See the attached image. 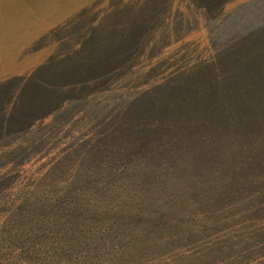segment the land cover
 <instances>
[{"label":"rangeland","instance_id":"374dc122","mask_svg":"<svg viewBox=\"0 0 264 264\" xmlns=\"http://www.w3.org/2000/svg\"><path fill=\"white\" fill-rule=\"evenodd\" d=\"M233 1L238 0H217L218 4L213 2L208 7L216 14L225 13L234 5ZM63 2L0 0V24H5L0 32L14 20H21L20 23H29L32 18L48 20L47 27L56 26L59 32L45 45L57 47L56 51L60 52L58 47L63 44H48L57 40V34L81 35L79 44L87 36L86 31L94 26L99 36L94 39L100 44L103 36L109 41L115 38L113 31L109 33L111 28L131 26L139 30L137 35L126 39L137 49L129 60L128 71L119 73L109 68V76H114L109 77L107 85L97 86L92 81L87 92L106 86L101 92V97H105L107 88L114 94L120 89H144L152 85L154 88L168 79L172 83L185 80L177 87V93H159V97L153 98L149 102L150 111L143 105L148 119L142 122L144 140H127L123 134L136 120L128 114L122 121L120 132L114 136L115 150L152 140L153 149L137 153L132 163L120 168H109L110 165L98 168L103 162L100 153L91 165L78 163L81 158L77 156L75 162L69 163L77 140L67 136L44 151L42 144L30 151L25 149V158L30 155L23 163L18 144L23 143L25 148L32 144L33 131L24 140L14 142V138L8 139L14 124L0 119V264H54L59 257L57 252L63 257L73 255L71 251L77 247L69 235L72 225H80L74 222L73 209L79 204L80 207L91 202L106 204L121 197L137 201L143 212V219L128 222L136 223L132 225L136 226L135 231L125 232L126 244L136 253L130 258L133 262L121 264H264V40L256 48L248 44L242 47L247 57L239 63L240 67L245 65L247 78L234 80L235 85L218 91L211 87L205 75L196 76L195 70H187L189 65L185 64L191 60L185 53L187 43L182 41L177 45L182 38L177 35L179 26L183 21L187 26L188 0L85 1L88 4L78 0L84 2L82 5H63ZM197 2L194 10L204 4ZM221 2L226 5L219 6ZM66 10L71 21L61 24L63 19L57 15ZM170 29L174 36L168 35ZM198 40L204 43L206 35H192L189 43ZM233 46L238 48L239 41L233 42ZM28 49L29 42L23 44L18 57L25 56ZM195 56L198 58V54ZM161 61L162 64L153 68ZM1 75L5 79L11 77V73L3 71ZM0 89H3L2 103L7 91L2 83ZM232 90V101L221 98L212 102V96ZM13 101L16 104L17 96ZM70 104L74 101L60 112ZM122 106L111 108L112 121L121 116ZM7 110L5 107L4 111ZM54 119L50 117L44 124L49 123L50 127ZM161 122L171 130L167 133L157 127L152 130L155 123ZM90 131L85 128L77 136H86ZM160 136L165 143L154 146ZM158 147H162L160 151ZM65 161L67 165L61 166ZM111 162L109 158L108 163ZM83 195L88 203H84ZM119 210L112 214V226L118 223L115 219ZM31 221L35 224L28 226L26 222ZM44 234L50 235V239H42ZM40 240L53 245L44 247ZM95 254L101 257L97 251ZM105 262L96 260L95 264Z\"/></svg>","mask_w":264,"mask_h":264},{"label":"trees","instance_id":"16d2710c","mask_svg":"<svg viewBox=\"0 0 264 264\" xmlns=\"http://www.w3.org/2000/svg\"><path fill=\"white\" fill-rule=\"evenodd\" d=\"M188 1L187 26L183 21L177 30V35L182 37L177 45L182 41L185 44L187 43L185 53L189 54V59H191L190 62L185 64L186 66L189 65L187 70L189 72L195 70L196 76L205 75L209 79L211 87L218 91L221 88L226 89L235 85L236 80L240 82L246 79L245 65L240 67L239 63L247 57L246 54L242 53V47L248 44L250 47L256 48L264 40V0L233 1L234 5L232 7L226 9L225 13L219 14L208 7L213 2L217 3V0H197L204 3H200L201 6L199 5L200 8L197 7V10L193 9V5L198 2ZM84 2L64 0L62 4L82 5ZM220 5L225 6L226 4L221 2ZM117 12L118 7L115 10V13ZM66 13H68V10L57 15V17L63 19L61 24H68L71 21H69L71 16ZM117 16L115 14V18ZM20 21L9 22V26L0 32V71L11 73L10 78H2L3 74L0 76V84H4L7 91L5 101L0 103V119H7L14 124L9 129L8 139L14 138V142L22 141L30 131H33L32 137L35 138V141L32 144L28 143L26 148L23 143L18 144L20 155L30 151L33 146H40L41 144L42 151H44L67 136L74 137L77 140V145L74 147L75 154H72V157H74L68 160L69 163L75 162L77 156L81 158L78 163L91 165L92 159L100 153L101 162H103L98 168L108 167V165H110L109 168H120L124 164L132 163L137 153L153 149L152 140V143L149 141V148L148 141H146L147 143L139 141L136 146L130 145L129 141V147L115 150L114 136L120 132L122 121L130 114L134 118L133 120L136 121L133 122V127L125 130L123 136L132 142L141 138L144 140L146 132L142 122L147 119V114L142 110V107L148 106L147 109L150 111L152 107L149 106V102L153 98L159 97L161 93H177L176 89L184 82V78L173 83L169 79L163 80L160 85L154 88L152 85L144 89L143 87L130 90L120 89L119 93L114 91L115 96H117L116 99L108 88L106 89L107 96L101 97L102 89H105L106 86L102 89H95L92 93L87 92L92 81L94 85L98 83L97 86L107 85L109 77L114 76V74L109 76V68H114V71L119 73L128 71L130 67H127L129 60L135 55L137 49H134L126 39L137 35L139 29L131 26L122 27L126 25L119 26L122 27L121 29L111 28L109 33L113 31L115 38L109 41L106 39L107 36H103L102 40L104 41L100 44L94 39L96 36L99 37L98 34L96 35L98 32H96L94 26L90 31H86L87 36L82 37L79 44L78 41L81 35L68 32L61 37L60 34H57L55 35L57 40L48 43L57 44L59 42L60 45L63 44L64 46H60L61 48L58 47L60 52H57V47L52 48L50 45L49 47L45 45V42L49 41L54 33L59 32V30H55L56 26L47 27L45 23L48 20L43 22L36 18L30 19L29 23L24 21L20 23ZM4 25L0 24V30L5 28ZM6 30L9 34L4 36ZM172 30H168V35H175ZM199 34L206 35L204 43L200 40L189 43L192 35L197 37ZM217 40H219V44ZM235 41H239L238 48L233 46ZM28 42L29 49L26 51L25 56L18 57V51L21 52L23 44L25 45ZM95 42L96 44H93ZM63 47L65 48L64 51L59 50ZM1 50H8L9 52L11 50L12 53L9 54L8 51L1 52ZM196 54H198V58L195 56ZM29 56L31 57L27 58ZM160 64H162V61L154 64L153 68ZM93 73H97V76L92 75ZM250 87L253 86L250 85ZM181 90H183L182 87ZM2 92L3 89H0V94ZM233 94L234 91L232 90L225 95L212 96V102L221 98H224L226 102L232 101V98L234 99ZM16 96L17 102L15 104L13 98ZM71 101H74V104L68 105L63 113L60 112L63 106ZM119 105H123L124 108L121 111V116L112 121L113 115L111 113H113V109L111 108L118 106L116 108L119 109ZM5 107H7V111H4ZM230 116L233 117V112ZM50 117L55 118V122L54 125L49 127L47 125L49 123L44 124V122ZM162 123L164 122H161V124L155 123L156 125L152 126V130L155 127L163 133L171 130L169 126ZM83 125L86 126L83 127ZM117 126L119 128H116ZM85 128L87 131H90L89 129H92V131L86 136L78 137L77 135ZM93 130L95 133H93ZM162 138V136L158 137L154 146H161V143H165L166 140H161ZM160 148L162 147H158L159 151ZM29 155L26 158L24 155L22 156L24 158L23 163L28 160ZM109 158H112L110 164L108 163ZM66 165L67 162L65 161L61 166ZM69 194L71 193L69 192ZM84 203H88L85 197ZM73 206L72 203L71 207L73 208ZM80 206L81 204L72 211L74 222L76 221L80 225L78 227L72 225L69 235L73 245L77 248L71 251L73 255L66 257L57 252L56 254H59V257L54 264H95L96 260L102 261V259L106 261L104 264L133 262L130 258L136 253L130 250L129 244H126L125 232L131 231V229L135 231L136 226L132 225H136V223L128 222L143 216L142 207L138 202L121 197L106 204L91 202L89 205ZM117 209H120L115 219L118 223L112 226V214ZM26 224L31 226L35 222H26ZM48 234H44L45 237H42V239H50ZM19 238L20 236L16 237L14 241ZM40 241L43 242L42 246L44 247L53 245L51 242ZM96 251L101 257H96Z\"/></svg>","mask_w":264,"mask_h":264}]
</instances>
